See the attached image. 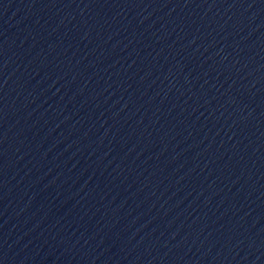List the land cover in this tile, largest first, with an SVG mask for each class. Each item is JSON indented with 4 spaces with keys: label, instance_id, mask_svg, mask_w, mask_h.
Instances as JSON below:
<instances>
[{
    "label": "water",
    "instance_id": "95a60500",
    "mask_svg": "<svg viewBox=\"0 0 264 264\" xmlns=\"http://www.w3.org/2000/svg\"><path fill=\"white\" fill-rule=\"evenodd\" d=\"M0 264H264V0H0Z\"/></svg>",
    "mask_w": 264,
    "mask_h": 264
}]
</instances>
